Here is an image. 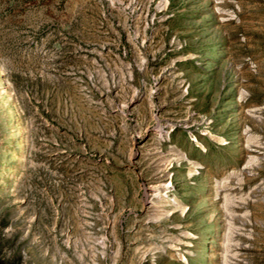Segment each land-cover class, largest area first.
<instances>
[{"label":"rangeland","instance_id":"obj_1","mask_svg":"<svg viewBox=\"0 0 264 264\" xmlns=\"http://www.w3.org/2000/svg\"><path fill=\"white\" fill-rule=\"evenodd\" d=\"M0 180V264H264V0H0Z\"/></svg>","mask_w":264,"mask_h":264},{"label":"bare ground","instance_id":"obj_2","mask_svg":"<svg viewBox=\"0 0 264 264\" xmlns=\"http://www.w3.org/2000/svg\"><path fill=\"white\" fill-rule=\"evenodd\" d=\"M17 128V127H16ZM11 129V128H10ZM12 130V129H11ZM19 137V136H18ZM12 138V137H11ZM14 138V137H13ZM1 181V180H0ZM5 181V180H4ZM4 187V185H2ZM4 189V188H3Z\"/></svg>","mask_w":264,"mask_h":264}]
</instances>
